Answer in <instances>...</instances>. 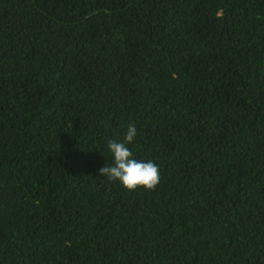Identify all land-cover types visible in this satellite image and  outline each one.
Segmentation results:
<instances>
[{"label": "trees", "instance_id": "obj_1", "mask_svg": "<svg viewBox=\"0 0 264 264\" xmlns=\"http://www.w3.org/2000/svg\"><path fill=\"white\" fill-rule=\"evenodd\" d=\"M0 264H264V0H0Z\"/></svg>", "mask_w": 264, "mask_h": 264}, {"label": "clouds", "instance_id": "obj_2", "mask_svg": "<svg viewBox=\"0 0 264 264\" xmlns=\"http://www.w3.org/2000/svg\"><path fill=\"white\" fill-rule=\"evenodd\" d=\"M137 137V128L129 124L122 141L109 139L108 151L112 156V164L105 165L98 170V175L107 177L109 181L119 183L129 192L144 188L151 191L161 181L160 168L152 160H138L134 158L132 150L127 146Z\"/></svg>", "mask_w": 264, "mask_h": 264}]
</instances>
